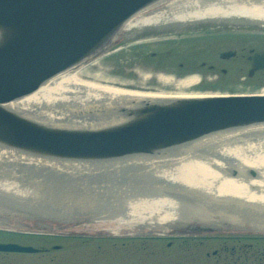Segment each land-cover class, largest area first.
I'll return each mask as SVG.
<instances>
[{"label":"bare ground","instance_id":"1","mask_svg":"<svg viewBox=\"0 0 264 264\" xmlns=\"http://www.w3.org/2000/svg\"><path fill=\"white\" fill-rule=\"evenodd\" d=\"M195 19L264 23V0H160L128 19L117 37L114 36V43L105 54L89 62V65L83 64L54 75L31 94L12 101L10 106L38 121L70 128L88 125L92 113L106 109L112 103L130 106L134 99H181L222 95L224 93L218 91L200 93L194 88L198 77L178 78L173 73L159 70L161 60H153L154 66L151 69L138 64L137 68L121 77L104 70L103 64L107 57L119 53V49H122L121 53L129 59L137 55V60L140 59L141 54L135 55L134 50L140 48L141 39L138 40L137 36L134 38L132 33L141 26ZM254 68L264 69V66L254 63ZM133 77H141L140 82L137 83ZM155 81L161 86H155ZM247 94L264 95V89ZM43 166L48 167L45 173L40 171ZM60 167L74 170L76 173L84 169L90 172L94 170L82 162L37 158L28 155L26 151L17 153L0 149V203L1 199L8 200L10 205L13 201L18 206L20 202L17 200L22 201L20 204L24 205H27L25 202L29 205L39 203L45 214L55 220L66 218L68 215L84 216L79 211H85L92 206L96 209L92 207L94 210L91 211L98 213L103 209L109 208L106 210L109 212L115 209L112 207L123 206L125 210L122 214L130 223L143 220L155 228H172V231L199 225H202L201 231H214L221 228L218 226L220 223L232 226L235 220L234 212L237 211L238 214L244 203L253 204L256 210L264 212V174L261 178H253L256 177L257 171L264 173V124L200 139L192 144L180 146L174 152L169 150L167 155L159 159L140 156L128 161L122 159L105 162L99 166L100 170L103 169L102 177L99 176V179H102L101 187L100 180L97 181V186L92 188L83 182L84 179L79 178L74 179L77 183L75 186L76 184L72 183L73 175L70 180L60 179ZM57 168L59 171H55ZM32 170H39L37 173L47 176L48 171L57 173L52 174L51 178L40 179L35 172L30 173ZM228 170L238 176L230 177ZM90 172L82 174V178ZM139 173L153 178L152 182L146 180L150 186L143 182L139 185V180L134 179ZM27 175L37 183L33 184L28 179L25 182L29 185L24 186L23 180ZM97 175L94 174V177ZM50 179L60 180L58 186L53 188L54 192L51 190V183L46 182ZM108 179L113 183L105 181ZM41 183L46 187L40 185ZM71 188L74 189L70 191ZM34 189L41 190L43 196L38 195ZM53 197L63 201L75 199V202L47 205L45 209L42 200ZM187 202L192 204L184 208L183 203L185 205ZM210 204L215 205L216 209ZM34 213L38 215L37 212ZM256 216L260 219L255 222L259 225L256 231H264V214ZM251 217L254 218L255 215H248L246 218ZM127 222L126 224H129ZM224 229L229 230V227ZM222 230L211 232L209 237H232ZM166 233L169 231L147 230L142 231L141 235L154 239L160 236L158 238L163 239L162 234Z\"/></svg>","mask_w":264,"mask_h":264},{"label":"water","instance_id":"2","mask_svg":"<svg viewBox=\"0 0 264 264\" xmlns=\"http://www.w3.org/2000/svg\"><path fill=\"white\" fill-rule=\"evenodd\" d=\"M159 1L0 0V149L82 162L102 175L97 171L105 162L159 159L197 140L264 124L262 94L134 99L130 106L112 103L92 113L88 125L70 128L10 106L54 75L105 54L128 19ZM254 63L263 67L264 54ZM1 200L0 218L20 217V209ZM0 250L36 251L15 243H2Z\"/></svg>","mask_w":264,"mask_h":264},{"label":"rangeland","instance_id":"3","mask_svg":"<svg viewBox=\"0 0 264 264\" xmlns=\"http://www.w3.org/2000/svg\"><path fill=\"white\" fill-rule=\"evenodd\" d=\"M224 42L232 45L236 44L235 40ZM126 48H128V46H126ZM119 50V53L117 52L115 55L107 57L105 63L103 64L104 70L106 72H112L111 74L116 77L128 74L138 66V55L133 59H129L121 53L123 51L122 49ZM134 51H136L134 53L135 55L142 52L141 48L135 49ZM166 60L167 58H165V55H162L161 61ZM174 60L176 59L172 58L170 61L174 62ZM145 61L147 62L148 59L146 58ZM95 68H97V66H95ZM140 80L141 77H138L135 81L139 83ZM224 83L229 87H231V83H234V87H232L231 91L219 89V85H224ZM153 84H155V86L158 84L160 85V83H157L156 81ZM241 85V79H237V81L232 78L214 80L205 79L201 82L198 78V83L194 86V88L196 89L200 86V88L196 89L200 91V93H211L213 91H218L224 94L232 91L235 93H243L236 89ZM261 87H264V85H261L258 88ZM47 168V166H43L40 171L45 173ZM57 170L59 171V168L55 171ZM100 171L102 170L97 172ZM33 172H35L34 174H37V177L40 179L51 178L53 176L52 174L57 173L48 171L47 173L49 176H47L37 173L39 170H32L30 173ZM87 172L88 170H81L76 173L74 170L60 167L58 174H61L60 179L62 178L63 180H70L73 175L72 183L74 185L76 184L75 186H77V183L74 182V179L76 178L77 180L78 178L79 180L84 179L83 182L88 183L92 188L97 186V181L99 180L100 187L103 186L101 185L102 179H99V176L102 177V175L98 174L94 177L91 172L90 174L92 175L87 174L89 176L84 175L82 178V174ZM141 173L134 176V179L140 180L143 175ZM228 174L233 178L238 176L235 172L230 170H228ZM263 174L264 173L261 171H257L255 175L256 177L253 178H261ZM27 177L28 175L23 180L24 186L29 185L25 182L28 179L30 180L29 182L33 184L37 183V181L34 180L36 182L35 183ZM88 180H91V182ZM112 180L114 181V178H112ZM59 181L60 180L58 179H50L46 182L47 184L51 183L53 186L51 187V190H53ZM105 181L111 182V184L113 183L109 179ZM140 181L150 186L148 182H152L153 178L148 180V182L143 178H141ZM40 185H42V183ZM139 185H141V183ZM143 188L145 187L143 186ZM73 189L74 188H71L70 191ZM134 190L138 192L137 189ZM35 192L38 195L43 196V192L41 190H35ZM108 198L110 199V197ZM17 202L22 203V201L19 200H17ZM42 202L46 209L47 205L52 206L61 203L75 202V199L72 201H63L60 198L53 197V199H45L42 200ZM20 203H18V206L17 203L11 201V205L13 207L20 209V217L0 218L1 225L5 223L4 226L13 227V230L11 231L4 229L0 230V242H14L21 245H33L39 249V252L2 253L0 254V264H264V239H250L253 238L252 236L264 237V231H256L258 229L257 226L259 225L255 223L257 220H260L258 218L259 216L256 215H263L264 212L256 210V207H254L255 205L252 206L253 204L244 203L238 214L236 213L237 211L234 212L235 220L233 223L234 225L232 226L236 228L234 229V227H229V230L246 232L236 233L233 231L232 233L234 234H240V239L243 235L241 240H234L233 238H210L209 236L212 233L209 235L207 234L205 237L188 239L168 237L160 239L158 238L160 236H156L157 239H154V237L144 235L141 236L142 231L149 230L150 232H159L166 230L170 232L173 229L161 228L159 226H156L155 228L154 225L143 220L130 223L128 218L122 214V211L125 210L123 206L112 207L115 209L109 212H107L109 208L108 210H101L102 212H106V214L91 211L96 209V207L92 206L94 209L91 207L85 211H79L84 216L75 217L68 215L66 218L63 217L59 220H55L50 219L49 216L45 214L46 212L44 211V208L39 203L33 205H29L28 202H25L27 205ZM189 204L192 203L187 202L185 205L183 203V207L185 208ZM210 205L212 206L213 204ZM213 207L216 209L215 205H213ZM236 209H239V207H236ZM34 212H37L38 215ZM229 214L232 213L230 212ZM245 214H247V216L253 214L255 217L246 218L247 216H245ZM231 216L233 217V214ZM211 219L214 218L211 217ZM127 221L130 225L126 224ZM133 223L135 225H132ZM202 223L203 222H201V224ZM238 225L241 226L238 227ZM218 226H221V228H218L219 230H226V234H230L228 229H224L226 225L220 223ZM214 251H216V253H214Z\"/></svg>","mask_w":264,"mask_h":264},{"label":"flooded vegetation","instance_id":"4","mask_svg":"<svg viewBox=\"0 0 264 264\" xmlns=\"http://www.w3.org/2000/svg\"><path fill=\"white\" fill-rule=\"evenodd\" d=\"M195 20L154 23L141 26L139 30L133 32L134 38L137 36L138 40L141 39L142 52H139L141 57L138 59V64L151 69L154 66L152 61H159L162 55H165L167 60L160 63L159 70L173 73L178 77H198L201 82L205 79L232 78L235 81L241 79L242 85L236 89L243 93H255L264 89V87L258 88L264 85V69L254 68V56L264 54V23ZM233 40L236 41L235 45L224 42ZM145 58L149 61L146 62ZM172 58L176 60L170 61ZM230 86L224 83L219 85V89L231 91L234 83ZM141 178L149 180L152 177L142 176ZM140 180L139 183H141ZM226 226L234 227L228 224ZM201 230L202 225H199L193 228L176 229L162 235L164 238L188 239L205 237L206 233L219 232V229ZM233 231L246 233L229 230L234 240L240 237V234H234Z\"/></svg>","mask_w":264,"mask_h":264}]
</instances>
